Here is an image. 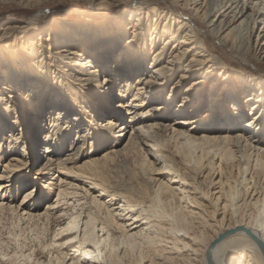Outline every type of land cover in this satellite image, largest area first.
<instances>
[{"label": "bare ground", "instance_id": "1", "mask_svg": "<svg viewBox=\"0 0 264 264\" xmlns=\"http://www.w3.org/2000/svg\"><path fill=\"white\" fill-rule=\"evenodd\" d=\"M90 1L0 29V213L50 222L39 264H264V78L230 113L249 73L202 33L264 64V0H132L107 24L123 0Z\"/></svg>", "mask_w": 264, "mask_h": 264}, {"label": "rangeland", "instance_id": "2", "mask_svg": "<svg viewBox=\"0 0 264 264\" xmlns=\"http://www.w3.org/2000/svg\"><path fill=\"white\" fill-rule=\"evenodd\" d=\"M30 1H32L30 5L22 6L21 0L20 1L2 0V4L0 5L1 6L0 29L5 25H12V26L25 25L28 21H31L36 18L38 19L37 22L40 25V27L43 28V33L45 34V32L54 22L65 21L66 24H71L72 22L79 20L87 21L86 17L68 14L70 10L93 11L90 0H30ZM144 1L147 4H154L155 2L160 0H144ZM140 5L141 4L136 1L123 0L115 6L113 5L110 6L109 7L110 9H106L102 11V13H100L99 16L97 15V16H93L94 18H89L88 21L95 23L102 20H107V22L104 23L107 24L109 21L115 20V18L117 19L120 18L121 16L124 17L127 16L131 10L137 9ZM162 7L165 8V5L162 4ZM65 14H68V16L63 17ZM127 25L128 24H126V28L128 27ZM71 29L74 30L75 28L73 29L71 27ZM118 31H120V29ZM202 33L206 39L210 52L212 51L214 55L219 56L220 59L226 61V63H230L232 66H235L236 68H240L249 73L248 75H243V76L235 74L231 76L229 80H226V83L228 81L226 85L228 88H230L227 89L226 91V96H228L229 99L231 100V103L230 102L228 103V106H230L231 109L230 113L233 114L236 111L235 108H240V107L244 108V111H246L245 113H248L249 108H251V104H253L255 100H257L262 96L261 93L262 88H260L261 89L260 90L259 88L256 87L252 91L251 88L253 86L254 87L257 86L256 80L253 81L252 79L264 78V64L252 60L249 57H245V56L242 57L235 51H231L221 46L218 42H216V40L213 37L209 35V32H207V28H205L204 25H202ZM59 37L60 36L58 35L54 39L58 40ZM122 44H123V40L121 39L120 41L117 42L116 45L110 44L102 51L108 53L107 55L114 57L122 49L121 47ZM158 46H160V44ZM258 86L261 87V85ZM249 98H253V100H250L249 103L246 104L245 102H247ZM249 104H250L249 107L243 106ZM260 106L262 107L261 103ZM205 113H207V111L202 112L203 115ZM173 119L174 118H172V120ZM140 124L141 122L135 123L133 127L140 126ZM114 131H117V129L114 128ZM78 144L79 142H77L75 146ZM75 146H73L72 149L75 148ZM44 162L45 159L40 158L39 161L35 164L34 168L30 171L29 175L31 177L38 178L39 169L41 168ZM32 180L33 178L32 179L30 178L28 184H30ZM43 181L45 184L48 181V178H45ZM31 186L32 185H29L28 188ZM53 198L54 197L50 199L53 200ZM22 199L23 198L19 196L16 201L19 202ZM43 206L44 204H42V207ZM44 220L45 218L36 219V220L34 219L31 221L29 220L23 222L20 221V219L14 212L6 211L4 213H0V262H1L0 264H39L38 258L41 257L40 253L41 251L47 248V245L50 244V242L54 237L53 232L55 231L52 228L53 226L51 227V225L49 224L50 222L48 221L47 223V220L45 221ZM58 263L63 264V260L62 259L57 260V258H54V264H58Z\"/></svg>", "mask_w": 264, "mask_h": 264}]
</instances>
